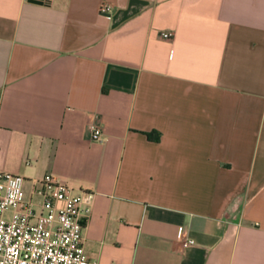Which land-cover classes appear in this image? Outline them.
<instances>
[{
    "label": "crops",
    "instance_id": "1",
    "mask_svg": "<svg viewBox=\"0 0 264 264\" xmlns=\"http://www.w3.org/2000/svg\"><path fill=\"white\" fill-rule=\"evenodd\" d=\"M0 170L91 194L97 264H264V0H0Z\"/></svg>",
    "mask_w": 264,
    "mask_h": 264
},
{
    "label": "built area",
    "instance_id": "2",
    "mask_svg": "<svg viewBox=\"0 0 264 264\" xmlns=\"http://www.w3.org/2000/svg\"><path fill=\"white\" fill-rule=\"evenodd\" d=\"M111 11L109 2L101 4V13ZM88 127L92 140L104 139L96 120ZM26 183L24 176L0 170V264H97L83 240L91 194L52 174L34 179L29 191Z\"/></svg>",
    "mask_w": 264,
    "mask_h": 264
}]
</instances>
